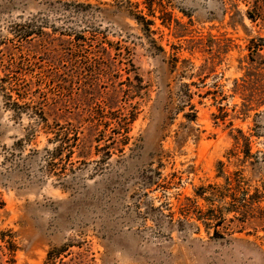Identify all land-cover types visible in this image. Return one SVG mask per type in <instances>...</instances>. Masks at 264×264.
<instances>
[{
    "label": "rangeland",
    "instance_id": "374dc122",
    "mask_svg": "<svg viewBox=\"0 0 264 264\" xmlns=\"http://www.w3.org/2000/svg\"><path fill=\"white\" fill-rule=\"evenodd\" d=\"M78 3L0 0V264H264V0Z\"/></svg>",
    "mask_w": 264,
    "mask_h": 264
},
{
    "label": "trees",
    "instance_id": "16d2710c",
    "mask_svg": "<svg viewBox=\"0 0 264 264\" xmlns=\"http://www.w3.org/2000/svg\"><path fill=\"white\" fill-rule=\"evenodd\" d=\"M42 3V6L46 7V8H50L53 5H59L62 6L63 8H73V10H82L85 8H88V6H85L83 4H79L78 0H40ZM134 21L137 24L140 25H145V27H149L152 26L153 23L152 22H147L145 20V18H143L142 16L135 18ZM47 26V24L45 23V20H43L42 18L36 16V17H32L25 25L22 26V28L20 27V30L18 31V33L16 34L17 36V40H20V42L22 41H28V40H32V39H42L44 36H47V34H45L43 32L44 28ZM90 34V32H89ZM61 37H67L72 39V41L74 43H76L75 45H73V47L71 48V46H69V44H72L71 42H64L63 41V45L67 44L66 47V51L67 53H73V54H69V56H73V61L74 64L76 65L75 69L81 65L82 68L87 67L88 63H87V56L90 53L89 51H91L92 46L87 45L85 43V40L82 36H80L79 33H71L70 31H61L59 34ZM51 38V37H50ZM71 41V40H70ZM74 49V50H73ZM99 51H97V54H101L102 57L103 56H109V51L107 48L105 47H99L98 48ZM81 60V62H80ZM85 61V62H83ZM127 79H126V84L127 86V91L128 93L131 94V99H136L139 98V85H141V79L139 78V76L135 73H129L127 74ZM129 97V98H130ZM39 111L41 112L42 110L39 109ZM133 112H129L123 119H115V122L113 123L116 129V133L119 135V137H124L125 135H127L129 133V127L136 121V110L133 108L132 110ZM39 115L41 116V114L39 113ZM42 119V116H41ZM45 122V120H42ZM93 124V123H92ZM40 125L45 126L46 124L44 123H40ZM58 124L55 125V129L54 128H48L49 129V133L53 136V141H54V151L52 152L53 154V159H51V161L49 162L48 165H52L53 161H55L57 158H59V156L62 155V153L64 151L67 152H71L73 149L77 148V142L74 140L73 142H70L67 137L68 135H70V133L74 134V137H77L78 135V130L77 127H70L71 129H65V128H58ZM103 130H107L109 129V127L111 126V124L108 122H105L104 124H101ZM91 127V128H90ZM98 125H93V126H89L87 129L88 133H94L96 131L99 130ZM90 128V129H89ZM103 133V132H102ZM127 140V139H126ZM97 143V142H96ZM125 143V142H124ZM122 145H126V144H122ZM87 147V148H86ZM86 149H89V151H91V145L89 146H85ZM96 149H98V146H96ZM105 150V156L106 158H110L111 156V151H116V148H112L111 145L105 146L103 148H100V150ZM55 154V155H54ZM50 254H48L47 256V260L50 258Z\"/></svg>",
    "mask_w": 264,
    "mask_h": 264
}]
</instances>
